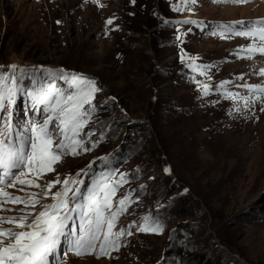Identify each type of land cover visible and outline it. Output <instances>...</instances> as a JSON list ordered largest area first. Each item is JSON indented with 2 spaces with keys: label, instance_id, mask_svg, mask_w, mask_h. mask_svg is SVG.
I'll return each mask as SVG.
<instances>
[{
  "label": "rangeland",
  "instance_id": "1",
  "mask_svg": "<svg viewBox=\"0 0 264 264\" xmlns=\"http://www.w3.org/2000/svg\"><path fill=\"white\" fill-rule=\"evenodd\" d=\"M262 19L264 0H0V70H27L15 73L25 91L49 79L67 89L61 70L102 89L85 106L94 112L81 133L97 146L64 157L39 179L23 177L40 188H5L25 200L35 193L40 204L6 203L0 217L40 211L51 203L43 195L57 176L81 172L76 178L86 191L93 174L110 173L112 181L123 174L128 182L113 198L130 197L114 229L125 231L119 250L98 259L68 253L64 264H264V99L244 87L264 86V56L238 59L237 50L252 41L219 34L222 25ZM225 91L249 103L227 99ZM12 111L17 127L44 119L24 93ZM157 133L167 138L168 158ZM145 216L162 223L163 233L129 227Z\"/></svg>",
  "mask_w": 264,
  "mask_h": 264
},
{
  "label": "snow or ice",
  "instance_id": "2",
  "mask_svg": "<svg viewBox=\"0 0 264 264\" xmlns=\"http://www.w3.org/2000/svg\"><path fill=\"white\" fill-rule=\"evenodd\" d=\"M185 2L195 3V0ZM216 2L226 3L229 0ZM232 2L242 4L248 0ZM93 3H98V0H93ZM174 10L183 9L177 6ZM106 23L111 24L112 21L108 20ZM236 25L240 27L237 28ZM221 29V38L239 36L252 41L237 50L235 55L238 59L251 60L257 55L264 56V19L238 21L233 25H222ZM17 71L23 74L27 70L18 69L14 64L9 66L8 71L0 70V211L5 210L2 205L6 203L23 204L25 208L35 209L40 204L37 194H30L25 200L19 196H11L5 188L15 187L17 184L40 188L41 185L34 183L33 179L23 177L31 175L39 179L46 173L55 172L54 165L64 157H77L93 150L99 142L87 141L81 137L94 112L92 107L85 106H91L96 93L102 91L95 79L61 70L67 89L58 88L49 79L35 84L32 90L25 91L20 87L19 77L15 75ZM259 75L264 77V68L259 71ZM227 83L229 82H222L220 87ZM244 87L249 93L256 94V100L264 99V86ZM202 88L204 95H208L210 86L203 84ZM20 93L29 98L33 108H42V123L29 120L20 127L13 123L12 108ZM223 95L236 101L242 99L245 105L249 103L247 97H240L238 93L225 91ZM261 110L264 111V108ZM86 144H90V147H85ZM100 159L107 164V157ZM88 167L91 169L92 165ZM168 171L166 168L165 172ZM80 176L81 172H77L75 177L61 180L57 176L55 180L48 181L43 199H50L51 203L44 204L40 211L24 212L18 218L0 217V224L13 226L8 229L0 228V264H64L68 253L77 258L95 255L98 259L110 255L111 251L119 250L120 239L125 231L114 229L117 228L118 219L127 212L130 197L124 196L115 204L113 198L117 187L128 181L123 174L120 181H112L110 173L101 172L93 174L94 178L84 191V180L76 178ZM58 184L61 185L60 190L52 192ZM142 221L139 226L133 224L129 227H136L141 233H163V224L158 220L145 216ZM14 228L20 231H14ZM127 234L132 233L129 231ZM61 248L63 255L60 254Z\"/></svg>",
  "mask_w": 264,
  "mask_h": 264
},
{
  "label": "trees",
  "instance_id": "3",
  "mask_svg": "<svg viewBox=\"0 0 264 264\" xmlns=\"http://www.w3.org/2000/svg\"><path fill=\"white\" fill-rule=\"evenodd\" d=\"M162 113L167 117L166 110L163 109V108H162ZM169 120L172 121V118H169ZM167 122H168V119L165 118V121H164L163 124H166ZM157 135H158L159 145L161 146V148H162L164 154L166 155V157L168 158V157H169V150H168L167 145H166L165 143H163V141H165V139H167V138L162 137V136H159L158 133H157ZM169 160H171V159L169 158ZM170 164H172V162H170ZM171 188H174V187H171ZM177 191H179V189L174 188V191H172L171 193H175V192H177Z\"/></svg>",
  "mask_w": 264,
  "mask_h": 264
}]
</instances>
